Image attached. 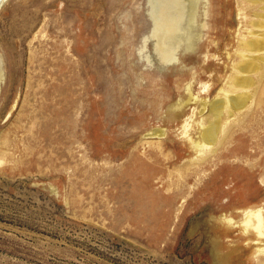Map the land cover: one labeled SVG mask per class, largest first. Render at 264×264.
Returning a JSON list of instances; mask_svg holds the SVG:
<instances>
[{
    "label": "rangeland",
    "instance_id": "obj_1",
    "mask_svg": "<svg viewBox=\"0 0 264 264\" xmlns=\"http://www.w3.org/2000/svg\"><path fill=\"white\" fill-rule=\"evenodd\" d=\"M206 1L196 51L172 64L148 0L0 5V264H264L244 231L264 211V106L198 165L180 127L195 102L175 108L188 87L214 99L239 40L264 33L237 0Z\"/></svg>",
    "mask_w": 264,
    "mask_h": 264
},
{
    "label": "bare ground",
    "instance_id": "obj_2",
    "mask_svg": "<svg viewBox=\"0 0 264 264\" xmlns=\"http://www.w3.org/2000/svg\"><path fill=\"white\" fill-rule=\"evenodd\" d=\"M3 2L4 0H0V5ZM237 2L239 14L243 16V20H248V12L253 13L257 19L247 22L246 26L264 30L262 29L264 28V0H237ZM206 3V0H148L152 23L150 36L155 39L154 50L160 62L175 63L177 50L181 46L185 51L195 50L197 42L202 38L201 28H206L205 23L199 25L197 21L199 12L204 4L207 5ZM207 13L208 11L205 10L203 16H207ZM250 32L257 37L243 36L239 40L235 51L238 60H234L227 83L220 88L214 99L198 98L192 93L191 87H188L186 101L179 100L175 105V108H182L181 113H184V108L191 102H195L196 107L192 115L186 118L180 127H183V137L189 141V147L197 155L195 159L198 161L197 165L212 160L210 159L212 155L221 158L224 150L228 148L227 144L231 143L228 139L233 134L230 131L231 127L244 122L251 110L257 106H264V99L259 97L256 85L264 80V33H258L255 30ZM228 57L231 60L233 56L229 53ZM252 75L258 76H254V80ZM199 113V118L193 120ZM191 122H193L192 125ZM165 134L166 131L161 128L150 133L151 136L159 139L157 143L162 149L159 143L163 142L161 137ZM261 141V148L264 151V137ZM245 211L244 231L255 230L259 236L264 237L263 209L256 205Z\"/></svg>",
    "mask_w": 264,
    "mask_h": 264
}]
</instances>
